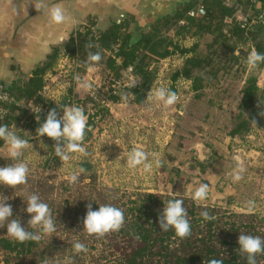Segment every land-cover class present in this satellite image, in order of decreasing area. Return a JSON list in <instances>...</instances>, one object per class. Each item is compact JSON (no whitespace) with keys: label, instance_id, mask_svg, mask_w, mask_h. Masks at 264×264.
Segmentation results:
<instances>
[{"label":"rangeland","instance_id":"obj_1","mask_svg":"<svg viewBox=\"0 0 264 264\" xmlns=\"http://www.w3.org/2000/svg\"><path fill=\"white\" fill-rule=\"evenodd\" d=\"M170 35L180 50L169 59L152 57L149 62L156 73L151 89L153 92L158 87L174 89L180 99L173 106L147 100L151 89L144 93L141 104H135L131 96L125 102L124 86L117 91L118 102H113L108 94L114 81L106 66L110 57L106 54L101 55L98 64L79 69V80L74 81L71 74L74 67L61 66L60 71H68L64 83L51 79L46 83L51 90L47 101L56 103L57 108L66 101L67 106L58 112V117L71 107L69 96L84 107L92 103L93 91L98 93L99 101L106 99L108 106L95 104L96 114L93 120H88L83 142L86 156L71 153L69 161L62 162L48 140L36 134L42 117L27 110L19 122L9 127L28 140L29 146L14 161L8 156V146L0 140V167L24 162L29 167V176L26 184L14 189L0 185V198H9L7 203L13 208L10 219H19L23 227L29 228L27 198L32 193L39 195L51 210L56 231L33 241L28 255L10 253L0 244V264H119L141 245L133 234L124 232L133 224L149 219L160 235L166 233L160 230L158 217L169 199L183 200L191 234L156 245L150 264H178V258L202 247V240L223 248V241L238 239L240 234H264V123L262 126L253 123L243 136H230L239 123L242 90L250 77L258 81L260 103L264 106V63L251 72L244 63L251 49L264 41V36L255 41L253 36L248 40H242L241 36L219 37L218 32L194 35L191 31L181 38ZM192 49V53L182 52ZM236 51L240 54L235 55ZM192 57L203 60V67L194 70V76L203 78L204 88L199 92L193 91L189 80H172ZM90 67L92 76L97 77L96 83L84 78ZM82 83L90 84L91 89H83ZM242 113L248 117L247 111ZM136 147L148 154L147 162L153 165L151 171L145 172L143 166L127 167V154ZM153 154L161 161L160 167H156ZM237 158L245 171L239 182H233ZM81 167L86 171L79 173ZM74 173L79 174V179L72 184L68 177ZM201 183L209 185V194L205 200L195 201L192 195ZM88 204L93 210L105 204L122 209L125 217L122 228L103 237L89 236L83 231ZM202 211L215 217L211 231L209 220L200 215ZM3 239L17 242L7 235L6 226L0 228V241ZM75 242L85 244L87 252L75 253ZM166 246L168 250L163 249Z\"/></svg>","mask_w":264,"mask_h":264},{"label":"trees","instance_id":"obj_2","mask_svg":"<svg viewBox=\"0 0 264 264\" xmlns=\"http://www.w3.org/2000/svg\"><path fill=\"white\" fill-rule=\"evenodd\" d=\"M264 4V0H259V3ZM238 3H241L239 1ZM258 3V4H259ZM196 2H189L184 5H179L171 17L157 21L152 25L150 32L143 33L140 28L134 32L130 31L132 20L121 21L117 23L112 22L105 31L96 30L95 22L90 21L87 26L78 28L70 37L69 41L59 48L53 49L52 53L47 57V60L33 70L32 77L27 81H17L11 85H5L6 90L14 98L16 103L33 102L37 107L46 108L48 111L55 108L57 113L67 106L66 101L62 103L61 108L55 107L53 103L47 101L45 95L46 83L44 77L46 73L52 70L62 53L67 54L71 59L87 62V53L89 51L95 53L99 52L101 55L110 56L107 60L106 66L110 71L112 81L120 80L124 71L133 67L137 76L141 78L139 87H126L125 93L131 94L135 104H141L144 99V93L149 91L155 81V70L151 67L149 61L151 58L167 59L173 53L178 52L180 47L174 42L167 33L171 30H176V37H183L185 33L194 31V35L214 34L219 33V37L225 38L240 37L242 40H248L253 36L255 41L257 38L264 36V26H258L245 30L240 23L233 21L227 23L226 20L231 18L235 13V6H226L223 0H204L201 3L202 13L199 18L189 17L188 14L197 8ZM255 14L263 15L264 13L259 8V5L252 7ZM185 22L181 26V22ZM225 28H228L227 31ZM93 29L98 32L95 34ZM261 40V39H260ZM217 41H214V44ZM88 45H91L89 48ZM170 48L173 51H170ZM258 52L264 53V41L261 40L256 45ZM183 53H192V50L182 51ZM91 64L90 66H92ZM203 60L197 57L188 58L185 66L181 71L176 72L172 80L177 82L183 78L189 80L193 84V91L199 92L203 87V78L194 76V70L201 69ZM172 91H175L172 89ZM113 102H118V95H113L112 91L108 94ZM68 99V103H69ZM6 115L0 119L3 122L12 126L15 122L21 120V115L26 113L25 109L17 107L16 105H8L4 107ZM241 113L238 116L239 123L230 132L232 138L243 136L250 131L253 122L259 126L264 123V106L260 103V88L255 77H250L246 80L245 86L242 90V97L240 101ZM243 111L248 112V117H245ZM42 117L44 122L46 116L35 115ZM51 147H54L55 141L44 136ZM2 143H0V147ZM86 168H89L86 166ZM172 200V199H169ZM216 221L214 219L208 221L210 231ZM155 224H150L149 219L144 223H136L130 226L124 232L133 234L140 246L133 250L132 253L122 259L119 264H150V259L153 257L154 248L158 244H164L165 241L175 237L174 230H169L163 235L159 234ZM192 230V228H191ZM264 239V234H258ZM208 238H212L209 236ZM203 246L197 247L190 255H184L183 258H178V264H208L210 259H221L223 264H247L246 256L239 252L238 239L223 241V248L216 245L207 244L204 240L201 241ZM2 248L10 253L18 255H28L32 252L34 242L28 241L25 243L10 242L1 240ZM168 250V247H163ZM257 264H264V254H258L256 257Z\"/></svg>","mask_w":264,"mask_h":264},{"label":"clouds","instance_id":"obj_3","mask_svg":"<svg viewBox=\"0 0 264 264\" xmlns=\"http://www.w3.org/2000/svg\"><path fill=\"white\" fill-rule=\"evenodd\" d=\"M37 11H45L55 24L64 23L67 19L64 9L61 5H45L42 0H38L35 4ZM90 48L91 45H88ZM235 55L240 53L236 51ZM101 60L99 52L87 53V62L91 64H98ZM244 63L249 72L256 69L260 64L264 63V53L258 52L254 47L247 54ZM91 71V67L89 68ZM79 80V77H77ZM138 80L134 81L130 86L133 87ZM81 87L85 90H90L91 85L82 83ZM131 94L125 93L122 99L127 102ZM6 94L0 95V100H5ZM180 97L175 91L165 87H158L148 93L147 100L162 102L165 107L175 105ZM32 108L31 104H27ZM39 112L40 109L38 108ZM7 113L0 109V119ZM264 115V113H261ZM254 123V122H253ZM255 124V123H254ZM88 130V117L84 109L79 106H71L65 108L63 115L58 118V113L55 108L50 109L44 122L36 129V134L39 137L47 136L55 141L54 151L55 155L60 158L62 162H67L70 159L71 153H80L87 155V151L83 146L85 133ZM0 140H3L8 146V156L18 161L22 156L23 150L28 148L29 141L16 135L15 132L10 131L7 124L0 125ZM155 158V154H153ZM237 167L233 170V182H239L243 178L245 171L239 158H237ZM126 165L129 168H137L143 166L145 172L151 171L153 165L148 163V154L141 148L136 147L131 149L127 154ZM156 167L161 166V161L158 158L154 159ZM86 169L81 167L79 173L85 172ZM29 167L24 162H17L14 164L0 167V185L15 188L18 185H23L28 182ZM79 179V174L74 173L68 177L69 183H76ZM209 185L201 183L192 195L195 201H203L208 197ZM9 198L2 196L0 198V228L6 226L7 235L19 243L28 241H39L43 235H51L56 231V226L52 218L51 210L48 204L40 200L39 195L32 193L27 198L25 211L30 215L28 220L29 228H39V232L29 231V228L22 226L21 221L13 216V208L10 203H7ZM251 203V202H250ZM86 215L83 218V231L89 236L95 235L103 237L110 232L119 231L125 221L124 212L122 209L112 206L110 204L100 205L98 210H93L92 205L88 204ZM205 220H212L215 217L210 215L207 211H202L200 214ZM158 225L161 231L168 232L170 229L174 230L175 235L180 238H186L191 234V225L188 219L187 210L184 207V202L181 199H172L167 202L162 213L158 217ZM239 252L246 256L247 264H257L256 257L258 254H264V239L259 236H252L248 234H240L238 237ZM75 253L87 252V247L81 242L73 244ZM47 264V262H45ZM208 264H223L221 259H210Z\"/></svg>","mask_w":264,"mask_h":264},{"label":"crops","instance_id":"obj_4","mask_svg":"<svg viewBox=\"0 0 264 264\" xmlns=\"http://www.w3.org/2000/svg\"><path fill=\"white\" fill-rule=\"evenodd\" d=\"M203 1L42 0L45 5L59 4L64 9L66 21L55 24L45 11L36 10L38 0H0V84L5 86L29 80L34 68L45 62L53 49L67 43L78 28L87 26L90 21L95 22L96 30L105 31L114 21L120 23L133 19L135 22L131 23V32L140 28L143 33H148L157 21L171 17L179 5L196 2L197 8L193 10L196 11L201 8ZM258 5L264 13V4L260 2ZM175 31H169L167 36L172 33L176 37ZM170 51L173 49L170 48ZM72 61L67 54L62 53L54 68L46 73L45 83L49 79L64 83L68 71H60V67L73 68ZM84 78L91 83L97 80L89 68ZM50 94L51 90L49 92L46 84L45 95ZM69 99L72 97L69 96ZM53 105L57 106L56 103Z\"/></svg>","mask_w":264,"mask_h":264},{"label":"built area","instance_id":"obj_5","mask_svg":"<svg viewBox=\"0 0 264 264\" xmlns=\"http://www.w3.org/2000/svg\"><path fill=\"white\" fill-rule=\"evenodd\" d=\"M223 1H224V4L226 6H229V7L235 6V13L231 18L226 20L227 23H232L233 21H237L238 23H240L241 27L245 30H249L251 28L258 27V26H264V16L259 15V14H255L252 11V7L255 5H258L259 0H223ZM239 1H241V3H238ZM201 12H202V8H200L196 11H191L188 14V16L192 17V18H199ZM180 25L184 26L185 22L184 21L181 22ZM93 32L95 34L98 33L94 29H93ZM72 62H73V67H74L73 79L75 81V80H78L77 79V77L79 76L78 70L87 68L88 66H87V63H85L83 61L73 60ZM136 80H138L139 83H137L132 88H136V87L140 86L141 78L139 76H137L133 67L127 68L124 71L122 78L118 81H115L114 85L111 87L112 94L117 95V91L122 86H124L125 88L131 87L130 85ZM3 94H6L7 98L5 100H0V109L4 110L5 106L14 104L17 107L25 109L34 115L47 116L48 110L46 108H43V107L35 106L33 104V102L16 103L14 98L6 90V87L3 84H0V95H3ZM90 97L92 99V103L87 104L86 107H84L82 104L77 103L74 98L69 100V103L71 104V106L82 107L84 109L85 114L88 117V120H90V118L93 120V118L96 114L94 109H93L95 104H100V103L103 105L105 104L106 107L108 105L106 104V101H105L106 99L99 101L98 93H96L95 91L90 93ZM27 104H31L32 108L28 107ZM38 108L40 109L39 112L37 111ZM59 117H61V116H59Z\"/></svg>","mask_w":264,"mask_h":264}]
</instances>
